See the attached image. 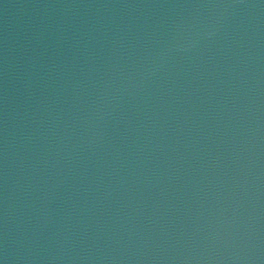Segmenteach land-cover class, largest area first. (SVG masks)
Wrapping results in <instances>:
<instances>
[{
    "label": "water",
    "instance_id": "water-1",
    "mask_svg": "<svg viewBox=\"0 0 264 264\" xmlns=\"http://www.w3.org/2000/svg\"><path fill=\"white\" fill-rule=\"evenodd\" d=\"M0 264H264V0H0Z\"/></svg>",
    "mask_w": 264,
    "mask_h": 264
}]
</instances>
